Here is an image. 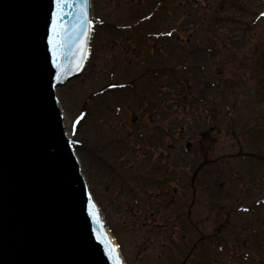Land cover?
<instances>
[{
	"label": "rangeland",
	"instance_id": "374dc122",
	"mask_svg": "<svg viewBox=\"0 0 264 264\" xmlns=\"http://www.w3.org/2000/svg\"><path fill=\"white\" fill-rule=\"evenodd\" d=\"M92 3L58 96L123 255L264 264V0Z\"/></svg>",
	"mask_w": 264,
	"mask_h": 264
},
{
	"label": "water",
	"instance_id": "95a60500",
	"mask_svg": "<svg viewBox=\"0 0 264 264\" xmlns=\"http://www.w3.org/2000/svg\"><path fill=\"white\" fill-rule=\"evenodd\" d=\"M90 32L79 0H0V264H113L55 97Z\"/></svg>",
	"mask_w": 264,
	"mask_h": 264
},
{
	"label": "snow or ice",
	"instance_id": "6c2138e0",
	"mask_svg": "<svg viewBox=\"0 0 264 264\" xmlns=\"http://www.w3.org/2000/svg\"><path fill=\"white\" fill-rule=\"evenodd\" d=\"M67 2H68V0H57V6L59 7L61 4H66ZM79 3H80V13H81L82 19L89 26L93 25L94 22L91 20H88L86 17V9H87L89 0H79ZM55 27H56V25H54V28ZM80 27H81V29H84L83 24H81ZM85 33H87V29H84V31L81 34H85ZM169 35H170V33H169ZM51 42L52 41L50 40V43ZM78 51H80V50L78 49ZM81 59H83V53L82 52H81ZM58 79H59V77H58ZM78 122L79 121H76V123H78ZM90 200H91V196H90ZM92 207L94 208L95 205H92ZM98 212H99V209L97 208L95 212H92V214L98 218ZM109 255L113 259V264H123V262L120 258V255H119L118 246L114 245L113 248L109 250Z\"/></svg>",
	"mask_w": 264,
	"mask_h": 264
},
{
	"label": "bare ground",
	"instance_id": "6f19581e",
	"mask_svg": "<svg viewBox=\"0 0 264 264\" xmlns=\"http://www.w3.org/2000/svg\"><path fill=\"white\" fill-rule=\"evenodd\" d=\"M62 107V106H61Z\"/></svg>",
	"mask_w": 264,
	"mask_h": 264
}]
</instances>
